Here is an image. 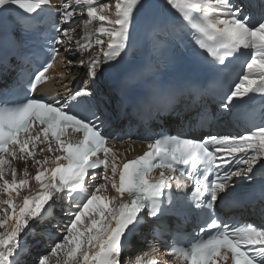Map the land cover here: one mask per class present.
<instances>
[{"label": "snow or ice", "instance_id": "obj_1", "mask_svg": "<svg viewBox=\"0 0 264 264\" xmlns=\"http://www.w3.org/2000/svg\"><path fill=\"white\" fill-rule=\"evenodd\" d=\"M181 45L203 75L157 79ZM56 65L86 79L72 89L63 79L77 76L62 72L63 93L37 96ZM185 93L188 131L145 137L142 155L120 160L118 123L145 107L179 115ZM221 120L243 131L214 132ZM0 193V264H26L29 234L51 243L33 264H144L125 251L169 214L198 229L175 238L180 264H264V0H0ZM228 206L262 222L229 223L218 214Z\"/></svg>", "mask_w": 264, "mask_h": 264}, {"label": "bare ground", "instance_id": "obj_2", "mask_svg": "<svg viewBox=\"0 0 264 264\" xmlns=\"http://www.w3.org/2000/svg\"><path fill=\"white\" fill-rule=\"evenodd\" d=\"M87 19V16L86 17H83V18H81L79 15L76 17V19H75V21H76V24H75V26L74 27H76L77 28V38H79V36L80 35H82L83 34V32H82V29H83V20H86ZM99 22H94V24H98ZM106 39V38H105ZM69 58H71V55L69 56ZM56 71L57 72H60V73H62V72H68V71H71L74 75H76L77 76V78L79 77V75H78V73L80 72V70L79 69H77V68H65V67H62V66H60V65H56ZM66 77H69V78H71V76H66ZM84 79H86V77H84ZM82 80V79H81ZM84 81H82V83H83ZM37 158L38 159H42V156H40V155H38L37 156ZM15 164H16V166L18 167V170H19V174H20V176H22L23 175V167H24V165H23V163H21V162H14ZM35 172H36V168L35 167H33L32 165H31V161H29V173H30V176H34L35 175ZM110 174V173H109ZM9 180H11V176L9 175L8 177H7ZM99 180H101L100 178H99V175H98V179H97V182L99 181ZM29 181H33L34 183H29V189H31V190H36L37 188H38V185L36 184V181L34 180V179H30ZM100 183H104V181H101ZM28 193V189H25L24 190V194H27ZM108 195H116V193L114 192V190H112L111 189V186H110V188L108 187ZM3 199H7V197H5V195H3ZM28 237H25V239H27ZM141 238L142 239H146V236H144V235H142L141 236ZM41 239H43L41 242L42 243H47V240H48V238H40L39 240H41ZM26 242V241H25ZM31 244H32V242H31ZM30 244V242H29V246L31 245ZM138 244H143L144 245V241L143 242H140V241H138V242H136V245H138ZM150 242H148V244H147V246L148 247H145L144 248V254H142L144 257H145V259H149L150 257H153L154 255H157V254H160V251L157 249V250H155V251H153V248L152 247H150ZM142 245V246H143ZM132 246H134V244L132 245ZM25 248L28 250V248L25 246ZM32 251V250H31ZM127 253H129V252H127ZM29 254H30V250H29ZM130 254V253H129ZM145 254H147V256H145ZM145 262H146V260H144V264H145Z\"/></svg>", "mask_w": 264, "mask_h": 264}, {"label": "rangeland", "instance_id": "obj_3", "mask_svg": "<svg viewBox=\"0 0 264 264\" xmlns=\"http://www.w3.org/2000/svg\"><path fill=\"white\" fill-rule=\"evenodd\" d=\"M29 183H34V182H33V181H29ZM108 187L110 188V185H109ZM3 195H5V194L0 193V200H3ZM5 197H7V196L5 195ZM58 233H59V231H58ZM35 238H38V236L35 237ZM59 238H61L60 235L56 236L55 240H58ZM41 240H43V239H41ZM25 241H26V242H25ZM28 241H29V238H27V239L24 238V246L27 247ZM39 241H40V240H39ZM30 244H31V242H30ZM31 245H32V244H31ZM31 250H32V251H31V253H30V256H29L28 259H27V264L32 263V262H33V259L37 256L38 253H39V254H43V253L48 252V251L50 250V247H48V250H45L44 248H39L38 245H35L34 247L31 248ZM128 254H129V253H128ZM128 254L125 253V259H127V260H131V261L134 262V259H133V258L128 257Z\"/></svg>", "mask_w": 264, "mask_h": 264}]
</instances>
